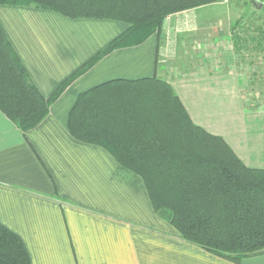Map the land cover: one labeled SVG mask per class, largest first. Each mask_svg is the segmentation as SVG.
<instances>
[{"label":"crops","instance_id":"0c3cea01","mask_svg":"<svg viewBox=\"0 0 264 264\" xmlns=\"http://www.w3.org/2000/svg\"><path fill=\"white\" fill-rule=\"evenodd\" d=\"M171 17L162 31L171 39L202 27ZM0 23L45 97L129 26L11 4H0ZM207 36L216 52L191 72H175L166 62L173 47L156 33L113 51L76 78L30 130L0 110V224L20 236L32 264H264V251L235 262L185 241L156 213L143 183L131 185L133 175L105 148L68 130L82 92L156 75L171 84L195 124L223 137L247 166L264 169V107L250 104L249 84L232 65L229 31L222 39Z\"/></svg>","mask_w":264,"mask_h":264},{"label":"trees","instance_id":"16d2710c","mask_svg":"<svg viewBox=\"0 0 264 264\" xmlns=\"http://www.w3.org/2000/svg\"><path fill=\"white\" fill-rule=\"evenodd\" d=\"M211 1L0 0L129 25L45 97L0 23V110L22 131L36 127L69 85L103 57L155 33L160 39L169 15ZM230 41L237 58L256 52L264 60L263 26L238 19L230 25ZM68 130L105 148L133 175L131 185L143 183L156 213L185 241L235 262L264 251V169L247 166L223 137L195 124L167 81L156 75L114 79L84 91L69 113ZM0 264H32L23 240L2 224Z\"/></svg>","mask_w":264,"mask_h":264},{"label":"rangeland","instance_id":"374dc122","mask_svg":"<svg viewBox=\"0 0 264 264\" xmlns=\"http://www.w3.org/2000/svg\"><path fill=\"white\" fill-rule=\"evenodd\" d=\"M169 16H174L179 18V20H189V22L190 20H196L197 25L202 26L198 31H186L180 33L178 36H174L172 39L169 34L165 33L167 31L164 30L165 34L161 33L159 39L160 41L163 40L161 43H164L165 40L168 41V48L173 47L169 50L172 57L165 60L170 65L172 62L174 63L175 72L185 69L191 72L196 67V64L203 65L206 57L210 53L216 52L213 50V47H216V45H209L207 43V34H213L222 39L228 31L230 34V25L238 19L249 20L256 26L264 27V10L257 8L252 0H216L176 12ZM168 17L164 21L166 28H170L171 26V20H168ZM202 28H206V30H201ZM161 43L159 42L160 45ZM229 53L231 55L233 53L231 41ZM252 53L253 55L242 54L244 58L247 57L246 59H239L236 56H231L230 58L232 65L236 67L239 73L243 74L248 84L251 78L254 77L252 78L253 81H251L254 87L251 88L248 85L245 90L247 97L249 96L252 100L250 104L253 106L256 101L255 108L264 107V60H262L260 54L256 52ZM233 54L235 55V53Z\"/></svg>","mask_w":264,"mask_h":264},{"label":"water","instance_id":"95a60500","mask_svg":"<svg viewBox=\"0 0 264 264\" xmlns=\"http://www.w3.org/2000/svg\"><path fill=\"white\" fill-rule=\"evenodd\" d=\"M253 2H254L255 6L257 8L264 10V1H262V0H255Z\"/></svg>","mask_w":264,"mask_h":264}]
</instances>
